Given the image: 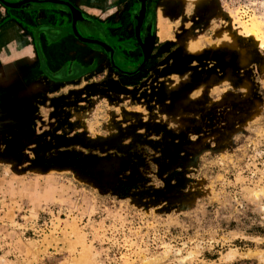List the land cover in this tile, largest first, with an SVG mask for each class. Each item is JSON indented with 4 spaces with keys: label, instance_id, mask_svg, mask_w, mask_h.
Returning a JSON list of instances; mask_svg holds the SVG:
<instances>
[{
    "label": "rangeland",
    "instance_id": "rangeland-1",
    "mask_svg": "<svg viewBox=\"0 0 264 264\" xmlns=\"http://www.w3.org/2000/svg\"><path fill=\"white\" fill-rule=\"evenodd\" d=\"M140 2L161 59L141 84L93 44L71 90L0 108V264H199L208 241L218 260L264 203V0Z\"/></svg>",
    "mask_w": 264,
    "mask_h": 264
},
{
    "label": "crops",
    "instance_id": "crops-1",
    "mask_svg": "<svg viewBox=\"0 0 264 264\" xmlns=\"http://www.w3.org/2000/svg\"><path fill=\"white\" fill-rule=\"evenodd\" d=\"M3 1L19 5H0V108L10 107L6 103L23 95L40 94L43 86L49 97L57 87L66 92L73 83L85 80L89 70L97 69L98 57L103 53L91 49L94 45L79 37L113 46L107 69L111 72L124 64L121 74L128 87L141 84L148 78L146 73L161 62L155 58L153 47L145 61L140 48V52L131 48L137 44V0ZM70 6L79 11L80 17H74ZM108 7L116 13L106 12ZM146 22L141 36H145ZM121 45L128 58L118 52ZM140 62L143 64L139 67Z\"/></svg>",
    "mask_w": 264,
    "mask_h": 264
},
{
    "label": "clouds",
    "instance_id": "clouds-1",
    "mask_svg": "<svg viewBox=\"0 0 264 264\" xmlns=\"http://www.w3.org/2000/svg\"><path fill=\"white\" fill-rule=\"evenodd\" d=\"M254 196L256 200L260 199L259 194H254ZM240 208L244 209L245 205L240 204ZM247 212H251L253 215L248 216ZM240 215L248 221L246 225L244 224V231L236 232L233 230V232L228 233L229 239H225L222 242L216 241L217 244H221L222 247L227 249L220 253L221 259L208 260L204 258V252L213 253L215 251L212 242L208 241L205 245L198 246V251L194 254L195 257L199 258V264H236L237 261H256V264H264V247H261V245H264V234L248 233V230L256 225L260 228H264V203H260L258 207H249L245 212H241ZM256 216H258L259 219L253 218ZM227 219L229 221L234 219L237 224L243 223V221L236 216H230ZM236 240L247 242V244L253 247H246V249L242 250L239 245L233 243ZM191 259H193V254L189 253L179 264H186V261Z\"/></svg>",
    "mask_w": 264,
    "mask_h": 264
},
{
    "label": "water",
    "instance_id": "water-1",
    "mask_svg": "<svg viewBox=\"0 0 264 264\" xmlns=\"http://www.w3.org/2000/svg\"><path fill=\"white\" fill-rule=\"evenodd\" d=\"M0 1L4 5H6L8 7L15 8V7H18V5H19V3H17V4H9L7 2H4L3 0H0ZM137 1L139 3L140 9H139V12H137V15H136L137 25L135 27V37H136V43H137V45L142 50L143 58H144V61H145L146 57L152 51L153 37H152V34L147 35V36H150L151 39H149L147 36H141L140 35V30H141L142 22H143L144 15H145V6L142 5V3L140 2V0H137ZM70 10H71V12H72V14L74 15L75 18H78L77 16L80 17V13H79L78 10H76L75 8H73L71 6H70ZM74 33L78 36V34L76 33V30L75 29H74ZM79 38L81 39V41H84L85 43L98 44L100 46H103L104 48H108L110 58L112 57L113 50H112V48L108 47L105 43L100 42V41H97V40H92V39H86V38H81V37H79Z\"/></svg>",
    "mask_w": 264,
    "mask_h": 264
}]
</instances>
